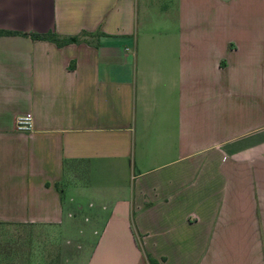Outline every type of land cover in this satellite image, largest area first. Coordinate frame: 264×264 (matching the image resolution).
I'll use <instances>...</instances> for the list:
<instances>
[{
	"label": "crops",
	"instance_id": "crops-1",
	"mask_svg": "<svg viewBox=\"0 0 264 264\" xmlns=\"http://www.w3.org/2000/svg\"><path fill=\"white\" fill-rule=\"evenodd\" d=\"M0 31V244L264 264V0H0Z\"/></svg>",
	"mask_w": 264,
	"mask_h": 264
},
{
	"label": "rangeland",
	"instance_id": "rangeland-1",
	"mask_svg": "<svg viewBox=\"0 0 264 264\" xmlns=\"http://www.w3.org/2000/svg\"><path fill=\"white\" fill-rule=\"evenodd\" d=\"M11 233L13 238L0 244V264H48V260L51 264L59 263L56 243H51L48 251V246L41 244V235L31 232V229H18ZM4 235L5 232L2 237Z\"/></svg>",
	"mask_w": 264,
	"mask_h": 264
},
{
	"label": "trees",
	"instance_id": "trees-1",
	"mask_svg": "<svg viewBox=\"0 0 264 264\" xmlns=\"http://www.w3.org/2000/svg\"><path fill=\"white\" fill-rule=\"evenodd\" d=\"M9 34L6 31H0V35H7ZM33 39L38 40V41H47L55 44L58 47H63L65 45H69L71 43L77 42V37H72V38H60L56 34H43V35H32L31 36ZM146 260L148 264H159L155 259L150 257L149 255H146Z\"/></svg>",
	"mask_w": 264,
	"mask_h": 264
},
{
	"label": "built area",
	"instance_id": "built-area-1",
	"mask_svg": "<svg viewBox=\"0 0 264 264\" xmlns=\"http://www.w3.org/2000/svg\"><path fill=\"white\" fill-rule=\"evenodd\" d=\"M15 130L18 132L29 133L33 130V117L30 113L18 116L15 119Z\"/></svg>",
	"mask_w": 264,
	"mask_h": 264
}]
</instances>
